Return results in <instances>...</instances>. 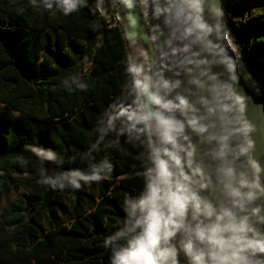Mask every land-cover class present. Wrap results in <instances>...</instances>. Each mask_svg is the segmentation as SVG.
<instances>
[{
	"label": "trees",
	"instance_id": "trees-1",
	"mask_svg": "<svg viewBox=\"0 0 264 264\" xmlns=\"http://www.w3.org/2000/svg\"><path fill=\"white\" fill-rule=\"evenodd\" d=\"M94 1L65 15L54 0H0V264H110L104 241L140 215L160 141L154 121L128 118L144 112L128 46ZM224 6L264 95V0ZM93 170L100 179L78 189L43 182Z\"/></svg>",
	"mask_w": 264,
	"mask_h": 264
},
{
	"label": "water",
	"instance_id": "water-1",
	"mask_svg": "<svg viewBox=\"0 0 264 264\" xmlns=\"http://www.w3.org/2000/svg\"><path fill=\"white\" fill-rule=\"evenodd\" d=\"M224 2L142 0L154 50L153 83L164 99L170 100L176 81L174 66L178 59L172 49L175 46L178 54L184 50L178 43L182 39L178 26L182 12L192 16L199 6L203 14L199 24L211 29L207 33L194 31L188 43L194 60L181 95L188 107L184 114L179 110L164 112L184 124L178 143L183 148L180 155L182 171L188 177L186 183L192 193L213 209V215L205 217L201 203V213L193 218L189 207L183 226L167 243H161L162 248L175 249L176 264H192L182 247L189 238L193 240V252H203L205 264H212L209 252L214 250L195 240L191 230L198 223L205 226L216 222L217 216L223 217L221 225H239L243 221L247 226L243 233H236L243 237L240 245L234 244L224 255L240 248L235 253V264H264V251L260 250L264 247V95L234 41ZM165 81L168 89L159 87ZM190 119H195L204 131L189 126ZM223 235L227 239L232 233ZM245 243L252 246L242 247ZM171 260L169 257L166 264H171ZM224 264H233V260Z\"/></svg>",
	"mask_w": 264,
	"mask_h": 264
},
{
	"label": "clouds",
	"instance_id": "clouds-1",
	"mask_svg": "<svg viewBox=\"0 0 264 264\" xmlns=\"http://www.w3.org/2000/svg\"><path fill=\"white\" fill-rule=\"evenodd\" d=\"M55 7L63 14L75 12L78 8L83 7L85 0H54ZM52 3H48L45 7L51 8ZM199 30L201 33L210 32L203 24H196L189 29L191 34L193 31ZM200 37L197 36V39ZM222 51V49H221ZM231 67V65H229ZM139 67L128 68V72L133 73V88L136 90L137 96H143L146 105L151 106V110L147 112L132 113L129 119H134L136 123H144L152 120L155 122V129L158 134L161 147L153 150L151 157V167L148 169L149 175L146 179V188L140 200L141 211L135 220L123 230L118 231L114 236L104 241L105 246L111 245L112 254L110 264H166L169 257H172L171 264L175 262V249L171 247H161V243H167L170 237H173L178 229L184 224L186 210L191 207L193 218L201 213L200 204L204 203L203 215L210 217L213 215V209L210 204L201 201L188 187L186 181L188 177L182 171V158L180 153L183 151L182 146L178 143V138L183 135L184 124L174 118L167 116L164 112H173L179 110L184 114L188 107L184 98L177 96V103L164 99L159 93L157 85L150 81L149 77L143 80L135 77L140 74ZM83 87V85H80ZM159 87L168 89L169 85L165 81ZM174 87V85H173ZM152 106H156L153 108ZM139 109V105L137 106ZM161 109L164 111L162 112ZM189 126L199 132H203V127H198L195 119L188 120ZM170 146V147H169ZM37 157L41 160H51L53 156L45 155L42 152L32 149ZM191 156V152L187 153ZM105 167L110 168L105 164ZM100 176L96 170L92 174L85 175L79 171H71L62 173L58 178L45 177L43 182L51 188L64 189L66 186L74 189L81 187L80 181L99 180ZM222 216L216 217V222L201 226L197 224L192 229L195 240L204 242L210 249L209 252L212 264H224L226 260L238 259L235 255L240 251L236 248L230 255H224L227 249L233 247L234 244L240 245L243 239L242 235L237 236L236 233H243L247 228L242 221L239 225L234 222L221 225L219 221ZM232 233L227 239L224 233ZM124 239L125 243L117 244V241ZM250 244H243L242 247H250ZM184 251L191 257L192 264H205L203 252H193V240L189 238L182 245ZM264 251V247H260Z\"/></svg>",
	"mask_w": 264,
	"mask_h": 264
},
{
	"label": "rangeland",
	"instance_id": "rangeland-1",
	"mask_svg": "<svg viewBox=\"0 0 264 264\" xmlns=\"http://www.w3.org/2000/svg\"><path fill=\"white\" fill-rule=\"evenodd\" d=\"M120 1L122 2V5L120 6V12L123 14L124 19L122 30L128 46L130 58L132 60L133 66L139 67L141 70L140 74L136 76V79L143 80L144 77H149L151 81L152 69L154 65L153 44L147 33L145 24L140 16V13L134 7L132 0ZM140 97L143 105V111L147 112L151 110V106H145L146 101L144 97ZM152 107L154 108V106ZM19 195L20 192L16 193L14 198H18Z\"/></svg>",
	"mask_w": 264,
	"mask_h": 264
},
{
	"label": "bare ground",
	"instance_id": "bare-ground-1",
	"mask_svg": "<svg viewBox=\"0 0 264 264\" xmlns=\"http://www.w3.org/2000/svg\"><path fill=\"white\" fill-rule=\"evenodd\" d=\"M178 20V26L180 29H182V39L180 42L182 46L184 47L183 52L177 53V48L173 47V52L175 54V57H177L178 62L174 66V71L176 73V81L174 83V87L172 86L171 93H170V99L173 103H177L176 97H181L182 93L184 92L186 88V80L188 77V71L191 70V66L193 64V54L189 49L188 43L191 40L193 32L190 34L189 29L193 28L194 25L200 23L201 19L203 18V14L201 12V8L197 6L195 8L194 15H185L182 14L179 17ZM189 51V52H188ZM188 53V54H187Z\"/></svg>",
	"mask_w": 264,
	"mask_h": 264
},
{
	"label": "built area",
	"instance_id": "built-area-1",
	"mask_svg": "<svg viewBox=\"0 0 264 264\" xmlns=\"http://www.w3.org/2000/svg\"><path fill=\"white\" fill-rule=\"evenodd\" d=\"M94 5L98 13L104 16L109 22L123 26V14L120 12L122 2L120 0H95Z\"/></svg>",
	"mask_w": 264,
	"mask_h": 264
},
{
	"label": "crops",
	"instance_id": "crops-1",
	"mask_svg": "<svg viewBox=\"0 0 264 264\" xmlns=\"http://www.w3.org/2000/svg\"><path fill=\"white\" fill-rule=\"evenodd\" d=\"M147 59H148V58H147ZM131 62H132V60H131ZM132 67H134L133 64H132Z\"/></svg>",
	"mask_w": 264,
	"mask_h": 264
}]
</instances>
